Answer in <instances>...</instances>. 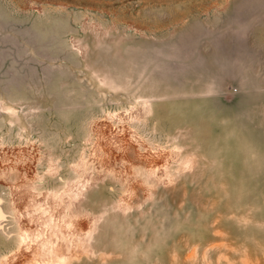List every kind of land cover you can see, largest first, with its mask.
Masks as SVG:
<instances>
[{"label":"rangeland","instance_id":"obj_1","mask_svg":"<svg viewBox=\"0 0 264 264\" xmlns=\"http://www.w3.org/2000/svg\"><path fill=\"white\" fill-rule=\"evenodd\" d=\"M3 4L0 264H264V0Z\"/></svg>","mask_w":264,"mask_h":264},{"label":"crops","instance_id":"obj_2","mask_svg":"<svg viewBox=\"0 0 264 264\" xmlns=\"http://www.w3.org/2000/svg\"><path fill=\"white\" fill-rule=\"evenodd\" d=\"M3 0H0V8L2 9L3 7ZM5 6L7 7V3L5 2ZM145 55H147V52L145 53ZM8 46L7 45H3V43H1L0 45V64H8ZM3 67V66H2ZM3 78L6 79L5 76L2 75V80ZM3 84V83H2ZM1 96L3 95V91L0 92Z\"/></svg>","mask_w":264,"mask_h":264},{"label":"built area","instance_id":"obj_3","mask_svg":"<svg viewBox=\"0 0 264 264\" xmlns=\"http://www.w3.org/2000/svg\"><path fill=\"white\" fill-rule=\"evenodd\" d=\"M70 44L72 48L75 49V51H78L79 53H81V51L79 50L78 42L74 37H71Z\"/></svg>","mask_w":264,"mask_h":264},{"label":"bare ground","instance_id":"obj_4","mask_svg":"<svg viewBox=\"0 0 264 264\" xmlns=\"http://www.w3.org/2000/svg\"><path fill=\"white\" fill-rule=\"evenodd\" d=\"M4 161V160H3ZM53 175V174H52ZM77 183V182H76ZM87 187V186H86ZM72 188V187H71ZM74 194V193H73ZM77 196V195H76ZM82 197V196H81ZM70 198V197H69ZM45 200V199H44ZM34 205V204H33ZM42 205V204H41ZM45 208V207H44ZM44 211H45V209H44ZM49 212H51V211H49ZM47 216V215H46ZM54 216V215H53ZM32 220V219H31ZM49 223V222H48ZM56 223V222H55ZM66 223V222H65ZM49 225V224H48ZM44 232V231H43ZM24 233H25V231H24ZM28 233V232H27ZM40 233H42V232H40ZM43 235V234H42ZM25 236V235H24ZM55 236V235H54ZM38 237V236H37ZM43 238V237H42ZM49 238V237H48ZM24 239V238H23ZM35 239V238H34ZM40 239V238H39ZM45 239V238H44ZM46 240H48V239H46ZM50 240H51V238H50ZM30 241V240H29ZM52 241V240H51ZM45 242V241H44ZM53 242V241H52ZM29 243V242H28ZM27 243V244H28ZM43 243V242H42ZM47 243V242H46ZM50 242H48V244H49ZM54 243V242H53ZM52 243V244H53ZM44 244V243H43ZM42 245V244H41ZM45 246V245H44ZM48 247V246H47ZM51 249V248H50ZM53 249V248H52ZM35 250H37V249H35ZM54 251V250H53ZM35 252V251H34ZM50 253V252H49ZM51 253H53L52 251H51ZM35 255V254H34ZM37 256V255H36ZM56 256V255H55ZM48 258V257H47ZM55 258V257H54ZM38 260V259H37ZM31 261V260H30ZM34 261V260H33Z\"/></svg>","mask_w":264,"mask_h":264}]
</instances>
